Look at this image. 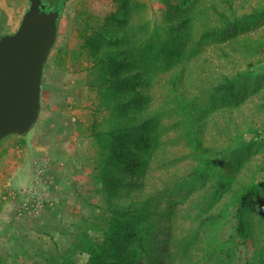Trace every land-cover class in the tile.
<instances>
[{"label":"trees","instance_id":"1","mask_svg":"<svg viewBox=\"0 0 264 264\" xmlns=\"http://www.w3.org/2000/svg\"><path fill=\"white\" fill-rule=\"evenodd\" d=\"M66 1H51L58 26ZM155 1L160 21L141 0H113L81 22L75 58L96 99L88 181L68 192L82 215L62 219L53 191L50 218L24 226L51 248L19 227L0 264H264V31L250 36L264 0ZM231 49L244 69L208 66L209 51L234 63Z\"/></svg>","mask_w":264,"mask_h":264},{"label":"rangeland","instance_id":"2","mask_svg":"<svg viewBox=\"0 0 264 264\" xmlns=\"http://www.w3.org/2000/svg\"><path fill=\"white\" fill-rule=\"evenodd\" d=\"M50 1L58 3L61 0ZM141 1L148 5L150 19L160 21L163 18L164 6L159 2ZM257 2L258 0H255L252 4L256 5ZM29 6L30 0H0V10L6 15V22L0 28V38L17 31ZM244 8L249 11L250 5L244 4ZM115 10L116 4L113 0L66 1L58 26L56 44L44 65L38 121L25 135H11L0 141V254L13 247L14 240L9 243V238L15 237L16 229L32 227L42 216L50 218L51 210L48 209H44L39 217L27 215L18 218L17 215L16 207L22 201L23 192L31 186L34 161L41 164L48 161L55 175H58L63 183L64 188H61L55 184L53 178L48 181L53 185L51 194L58 189L55 196L62 202L65 201V209H62L60 217L66 220L72 215H82L77 209L73 210L75 200L68 192L74 184L84 185L83 183L88 181L86 177L91 170L89 160L94 154L90 126L96 113V99L87 90L88 63L85 56H81L77 61L75 52L82 42L81 22L87 19L88 15L106 18ZM263 31V27L254 29L250 36L259 37ZM229 54L234 63L225 61L218 64L217 54L209 51L206 56L212 65L208 63V66L228 73L245 68L244 59L237 49H231ZM252 99L255 100V96ZM79 124L89 130L78 129ZM75 188L78 190V187ZM80 190V193L84 194L83 188L80 187ZM14 195L15 200L12 198ZM24 229L29 231L32 228ZM29 235L36 239L42 248H51L49 239L44 235L35 230H30ZM84 262L80 258L79 264Z\"/></svg>","mask_w":264,"mask_h":264},{"label":"water","instance_id":"3","mask_svg":"<svg viewBox=\"0 0 264 264\" xmlns=\"http://www.w3.org/2000/svg\"><path fill=\"white\" fill-rule=\"evenodd\" d=\"M30 0L16 32L0 38V141L36 124L44 65L58 36L60 10Z\"/></svg>","mask_w":264,"mask_h":264},{"label":"built area","instance_id":"4","mask_svg":"<svg viewBox=\"0 0 264 264\" xmlns=\"http://www.w3.org/2000/svg\"><path fill=\"white\" fill-rule=\"evenodd\" d=\"M34 174L32 176L31 186L24 190L22 201L16 207L18 218H23L27 215L38 216L44 209V203L50 198L51 185L49 178L45 176V169L50 167V163L43 162L41 164L34 161ZM16 199V195L12 197Z\"/></svg>","mask_w":264,"mask_h":264},{"label":"flooded vegetation","instance_id":"5","mask_svg":"<svg viewBox=\"0 0 264 264\" xmlns=\"http://www.w3.org/2000/svg\"><path fill=\"white\" fill-rule=\"evenodd\" d=\"M43 3L48 5L47 10H51V8H50V6H51V1H50V0H43Z\"/></svg>","mask_w":264,"mask_h":264}]
</instances>
